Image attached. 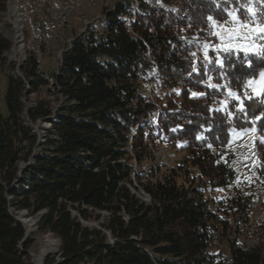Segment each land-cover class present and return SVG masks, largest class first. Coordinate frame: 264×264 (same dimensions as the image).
I'll use <instances>...</instances> for the list:
<instances>
[{"label": "trees", "instance_id": "16d2710c", "mask_svg": "<svg viewBox=\"0 0 264 264\" xmlns=\"http://www.w3.org/2000/svg\"><path fill=\"white\" fill-rule=\"evenodd\" d=\"M249 1L121 0L105 21L77 34L54 83L70 105L47 131V152L24 171L29 189L11 191L12 200L7 191L18 179V163L38 144L27 119L36 122L52 109L41 101L27 109L23 101L28 89L49 84L33 52L19 67L21 75L8 74V114L0 111V264H33L27 258L32 243L21 249L26 229L11 206L39 217V232L61 239L59 255H48L44 264H264V223L262 237L250 246L228 237V258L215 260L208 251L217 231L226 235L236 217L249 220L248 196L230 195L221 217L209 188L228 189L237 180L233 156L224 151L233 128L256 120L264 135V94L245 100L244 113L229 115L219 107L229 90L210 86L207 77L242 88L264 71V59L253 56L248 67L243 52L237 58L212 48L205 57L203 44L218 41L205 21L227 20L229 12L249 19ZM252 2L264 23V0ZM10 47L0 36V57ZM218 54L232 65L223 73ZM155 67L159 87L172 89L165 101L140 88ZM162 138L182 143V163L165 171L159 165L135 169L134 161L155 158ZM90 220L97 225L85 223Z\"/></svg>", "mask_w": 264, "mask_h": 264}, {"label": "rangeland", "instance_id": "374dc122", "mask_svg": "<svg viewBox=\"0 0 264 264\" xmlns=\"http://www.w3.org/2000/svg\"><path fill=\"white\" fill-rule=\"evenodd\" d=\"M121 0H58L56 8L47 9L40 5H35L27 0H15L14 7H16L19 18L23 25L22 28V41L19 43V50L17 51L14 58H11L12 49L15 45L13 35L15 32L14 25L10 22L5 21L9 0L5 1L4 7L0 9V36H3L11 41V47L4 51L0 57V111L4 114H8V109L5 101L8 74L17 73L18 68L24 64L25 60L29 56L30 52H33L39 60L40 70L44 76L48 78L49 84L42 85L36 91L28 89L23 97L25 106L30 108L35 106L38 102H43L52 109L50 116L40 118L36 122H31L27 119V124L31 127V124L38 126V144L34 147L31 157L25 161L21 160L18 165L25 166L21 175H18V181L24 180V184L17 190L19 193L27 190L28 176L24 175V171L28 167L35 165V156L46 153L44 143H46V137L49 135L48 129L52 128L53 120L57 119V116L61 109L66 105H70L66 102V99L60 94L59 90L54 87L56 83V77L60 73V67L62 65L63 53L71 47L72 41L75 36L87 28V26L96 21H105L107 12L113 10L115 4ZM244 8L252 12V17L249 19H241L236 12L235 16L239 19L241 24L247 25V27H241L240 25L234 24L229 17L227 20L218 21L215 20L217 26L220 24L225 25L228 29H236L241 34H247L250 29H258L264 27V23L260 21L254 14L255 5L250 0L244 4ZM17 17L16 13L12 14V19ZM212 31L215 29L212 27ZM264 36V33H257L250 37L247 42H252L257 45L264 46V40L257 39L256 36ZM218 38V37H217ZM234 43H246L242 39L234 41ZM209 44V43H208ZM220 44L218 41L209 47L217 52L215 45ZM203 48V46H202ZM223 45L221 44L222 51ZM243 52V51H240ZM218 58L221 59L220 54ZM222 60V59H221ZM157 72L147 79L146 84L141 85V90L154 99V95H158L164 101L167 100L171 94L172 89L167 87L162 89L159 87L160 82L156 76ZM213 74L210 73L207 77V82L210 86L223 85L227 90L237 93L241 99H243V107L246 109L244 97L245 91L250 97H257L253 91V86L245 88L236 87L231 88L227 84L226 80L223 79L221 83L214 81ZM252 79H259V76ZM256 92H261L262 96L264 91H261L260 85H255ZM180 87L177 88V91ZM259 97V96H258ZM233 98L228 96L223 99L219 107L227 111L229 115H234L238 110L239 102L236 106L232 105ZM176 102L180 104L181 100L177 98ZM159 106V103H157ZM256 120L251 127L247 128H233L231 130V140L228 146L224 148V151L231 153L233 156V165L237 171V180L228 189H217L212 191L209 188L215 206L217 207L220 216L224 217L223 210L226 208L227 200L230 195H246L250 205L249 220L247 223H243L241 219L236 217L232 221V230L228 231L226 235L217 231L213 238L212 244L209 247V254L213 256L215 260L226 259L230 256L228 237H236L238 242L245 246L254 244L261 235V225L264 223V135L259 132V128L256 125ZM41 135V139L39 138ZM52 139H57L55 134L51 135ZM168 138H162V141L158 144L157 148H154L155 158L152 160H146L142 165L137 164L134 161L135 169H143L150 166H161V171H165L167 167L178 166L182 163L185 150H182V143L177 142L176 145L168 142ZM193 171H197L196 168ZM19 174V173H18ZM17 182V183H19ZM140 197L144 200H150V196L145 191L138 192ZM13 196H10V200ZM13 213L16 215L22 213V210L13 209ZM29 217L37 218V216L30 215ZM89 225H97V222L90 220L85 222ZM34 230L28 235L26 240L21 244V249L24 251V243L31 241V248L28 250L27 258L31 262L37 261L33 256L35 253H39L44 245L45 237L51 234L54 238L56 249L54 253L59 255L60 253V242L61 239L55 236L52 232H39L37 224H35ZM48 254V255H50ZM46 255L41 262L44 264Z\"/></svg>", "mask_w": 264, "mask_h": 264}, {"label": "snow or ice", "instance_id": "6c2138e0", "mask_svg": "<svg viewBox=\"0 0 264 264\" xmlns=\"http://www.w3.org/2000/svg\"><path fill=\"white\" fill-rule=\"evenodd\" d=\"M217 7H219V5H217ZM228 16L231 18L234 24L240 25L241 27H247V25L241 24V22L233 12H229ZM205 22L210 23L212 27L215 29V31H210L209 35H215L216 37H218L220 44L214 46L218 52L221 50V44L223 45L222 51L224 53L234 54L237 56V58H240L239 52L243 51L244 56L243 58H241V63L246 64L248 67H251L253 56L264 59V46L257 45L252 42H247L250 40L251 36L256 35L258 32L264 33V27H260L258 29H250L247 34H241L238 30L236 29L230 30L226 28L225 25L223 24L217 26V23L212 16H208ZM256 38L260 40H264V36L257 35ZM238 39H242L246 41V43H234V41ZM209 47H212V45L208 43L203 44L205 57H207ZM193 56H195V53H193ZM216 64L220 66L222 73L226 70V67H232V65L225 66L224 61L219 58H217ZM193 71H195V68L193 69ZM257 84L260 85L261 91H264V71L259 72V79L248 78L244 81L245 88H247L248 86H253V91L256 93L257 96H260L261 92H256L255 85ZM212 87H216V86L212 85ZM196 95L197 94L193 93V96ZM228 95L231 98H233L235 101L239 102L238 111L244 113L245 109L243 107V103H244L243 99H241V97L237 93L232 92L231 90L228 91ZM244 97L249 100L252 99V97L248 96L246 91L244 93ZM260 102L264 103V99H261ZM262 143H264V141H262Z\"/></svg>", "mask_w": 264, "mask_h": 264}, {"label": "bare ground", "instance_id": "6f19581e", "mask_svg": "<svg viewBox=\"0 0 264 264\" xmlns=\"http://www.w3.org/2000/svg\"><path fill=\"white\" fill-rule=\"evenodd\" d=\"M13 4H15V0H9V5H8V10H7V14H6V18L5 21L10 22L14 25V35H13V40L15 41V45L12 49V53H11V58H14L17 51L19 50V43H21L22 41V20L21 18H19V15L17 13L16 7L13 6ZM16 13L17 17L15 19H12V14ZM1 25V24H0ZM38 127V126H37ZM20 169H23V165L20 166ZM17 217L22 221V224L24 225L25 229H26V233L29 235L34 229L35 226V222H34V218L29 217L27 214L25 213H18ZM56 249L55 247V243H54V238L52 237L51 234H48L45 237V241H44V245L41 249V251L39 253H35L33 256L35 257L37 264H41V262L43 261L44 257L46 255H48L49 253L53 252Z\"/></svg>", "mask_w": 264, "mask_h": 264}, {"label": "water", "instance_id": "95a60500", "mask_svg": "<svg viewBox=\"0 0 264 264\" xmlns=\"http://www.w3.org/2000/svg\"><path fill=\"white\" fill-rule=\"evenodd\" d=\"M19 69V68H18ZM18 74H20L21 75V72H20V69L18 70ZM31 128L34 130V131H38V127L36 126V125H34V124H31ZM39 138L41 139V135L39 134ZM39 142V141H38ZM20 168V167H19ZM25 169V166L23 165V169H22V171ZM22 171L21 170H19V176L21 175V173H22ZM18 181V179H16L14 182H13V184H12V187L10 188V189H8V197L10 198V193H11V191H14V192H17V193H19V192H21V191H19V190H17V188L19 187H21L20 185L19 186H16L17 184H16V182ZM26 188L27 189H29V187H28V184H27V186H26ZM23 213H25V214H27L29 211L28 210H26V209H24L23 211H22ZM44 213V211H42L40 214L42 215ZM15 216V218L17 219V220H19L21 223H22V221L16 216V215H14ZM32 218H34V217H32ZM38 220H39V217H37V218H34V222H35V224H37V222H38ZM28 237V234L27 233H25V237H24V239L21 241V244L26 240V238ZM62 244V242H60V245ZM58 250V249H57ZM56 250V251H57ZM56 251H53V252H51V253H54V252H56ZM50 254V253H49ZM33 264H36L34 261L32 262Z\"/></svg>", "mask_w": 264, "mask_h": 264}, {"label": "built area", "instance_id": "2783aa9c", "mask_svg": "<svg viewBox=\"0 0 264 264\" xmlns=\"http://www.w3.org/2000/svg\"><path fill=\"white\" fill-rule=\"evenodd\" d=\"M27 1H30V3H32V4L40 5V6L47 8V9H50V8H56L57 7V1L58 0H27ZM156 71H157V68L155 67L151 71L152 75H154L156 73Z\"/></svg>", "mask_w": 264, "mask_h": 264}]
</instances>
